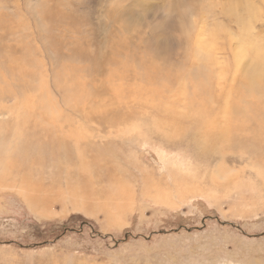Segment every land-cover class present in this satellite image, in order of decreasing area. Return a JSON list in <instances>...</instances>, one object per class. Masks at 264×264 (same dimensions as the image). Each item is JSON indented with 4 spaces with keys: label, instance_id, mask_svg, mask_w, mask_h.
<instances>
[{
    "label": "rangeland",
    "instance_id": "obj_1",
    "mask_svg": "<svg viewBox=\"0 0 264 264\" xmlns=\"http://www.w3.org/2000/svg\"><path fill=\"white\" fill-rule=\"evenodd\" d=\"M252 1L0 0V264H264ZM238 40L261 52L243 72Z\"/></svg>",
    "mask_w": 264,
    "mask_h": 264
},
{
    "label": "bare ground",
    "instance_id": "obj_2",
    "mask_svg": "<svg viewBox=\"0 0 264 264\" xmlns=\"http://www.w3.org/2000/svg\"><path fill=\"white\" fill-rule=\"evenodd\" d=\"M239 2V1H238ZM263 2H264V0H263ZM244 3H253V1L252 0H242V4H244ZM232 4V3H231ZM242 4L241 5H239V4H236V6L234 7V9L235 8H237V7H240V6H242ZM220 6V5H219ZM245 6H246V4H245ZM223 9H224V7H223ZM254 18H251V17H249V15H247V17H246V19L244 20V21H241V22H239V27H240V29H242V28H245L246 26H249V22H251L252 20H253ZM201 27L203 28V29H206V26L204 25V24H202L201 25ZM249 31V29H246V32H248ZM215 41H217V38H216V36H215V33H211V34H209L206 38H200V39H196V44H197V49H198V51H199V53H202V52H204V51H208V50H210L211 51V49L215 46V45H217V43H215ZM160 44V43H159ZM195 47V48H196ZM73 48H75V47H73ZM194 48V49H195ZM215 49H217V48H215ZM214 50V49H213ZM231 50V49H230ZM161 51V50H160ZM75 52H76V50H75ZM156 52V51H155ZM218 52V51H217ZM230 52H233V59H234V62H235V65H236V67H237V71H246L247 69H250L249 67L247 68V67H245L244 69H241V67L239 66V62H244V63H246V61H247V59L249 58V56H251V55H254V57L255 58H260V56H261V52L256 48V46L252 43V42H248V41H244L243 43H241L240 42V40H238V42L236 43L235 42V45H233V49H232V51H230ZM218 54V53H217ZM216 54V55H217ZM159 59H160V57H159ZM146 60V59H145ZM163 60V59H162ZM263 63V70H264V62H262ZM30 67V66H29ZM20 68V67H19ZM158 68H159V66H158ZM15 69V68H14ZM16 71H18V70H15V72ZM24 71V70H23ZM20 72H22V71H20ZM27 72V71H26ZM28 72H30V71H28ZM28 74V73H27ZM26 74V75H27ZM192 74V73H191ZM175 75V74H174ZM25 76V75H24ZM27 77V76H26ZM220 77V76H219ZM234 78H236L235 77V75H234ZM207 79V78H206ZM222 78L220 77V79L219 80H221ZM235 80V79H234ZM174 81H175V79L173 80V83H174ZM223 81V80H222ZM253 81L254 82H257L258 84H259V86L264 90V81H263V74L260 72V73H258V74H256V76L254 77V79H253ZM217 82V81H216ZM171 83V82H170ZM201 83H203V82H201ZM208 83H211V80H209L208 81ZM213 84V83H212ZM212 84H210V86L212 85ZM242 84V83H241ZM40 85V88H41V91H43L42 89H43V85H41V84H39ZM217 85V84H216ZM221 85H223V84H221ZM220 85V86H221ZM253 85V84H252ZM37 86V85H36ZM201 86V85H200ZM209 86V87H210ZM219 86V87H220ZM214 87V86H213ZM241 87H242V85H241ZM35 88V87H34ZM203 88V87H202ZM37 89H38V87L36 88V89H34L35 90V92H37ZM196 89V88H195ZM211 89H213L212 88V86H211ZM33 91V90H32ZM34 92V91H33ZM201 95H203L204 97H214V95L213 94H211V93H209V92H207L206 93V91H203V90H201ZM203 96H202V98H203ZM244 98V97H243ZM209 99V98H208ZM39 100V99H38ZM37 100V101H38ZM206 100V99H205ZM73 101V100H72ZM39 102V101H38ZM191 103V105H195V106H199L201 103H193V102H190ZM241 103H243L242 101L239 103V105H238V107H240V110H238V108L236 109V111H235V113H238V115H239V112H237V111H240V112H243L244 111V114L246 113V115H245V119H246V121L249 119V115H247V112H245V107L242 105H240ZM209 105V104H208ZM213 105H214V103L208 108V110L207 111H201V109H197V108H193L192 109V112H191V115L192 116H194V117H197L196 118V123L198 122V123H200V124H202V126L204 127V130H206V134H208V132H209V129H208V127H209V124H210V122H212V121H209V120H205L204 118H201V117H203V116H207V115H205L206 113H209V114H211V108L213 107ZM79 107V106H78ZM214 108V107H213ZM216 108V107H215ZM43 110V109H42ZM205 110V109H204ZM214 110H216V109H214ZM218 111V110H217ZM168 112V111H167ZM33 113V112H32ZM45 113V112H44ZM194 113V114H193ZM46 114H48V113H46ZM223 114V113H222ZM242 114V113H241ZM42 115V114H41ZM190 115V114H189ZM236 115V114H235ZM47 116V115H46ZM49 116V115H48ZM244 116V115H243ZM259 116H261V115H259ZM50 117V116H49ZM85 117V116H84ZM166 118H164V120H165V122H162V124H163V126H164V129H170V131L171 132H178V129L177 128H180V127H182L183 128V126H182V122L181 121H175L173 118H169V117H167V116H165ZM208 117V116H207ZM43 118V117H42ZM46 118H48V117H46ZM46 118L44 117V119L46 120ZM129 119H130V117H128ZM169 118V119H168ZM203 120H205V121H203ZM47 121V120H46ZM49 121H50V119H49ZM55 121V120H54ZM189 121H191V120H189ZM48 122V121H47ZM192 122V121H191ZM191 122H189V123H191ZM49 123V122H48ZM53 122H50V124H52ZM199 125V124H198ZM251 124H249V125H245V127L247 128V127H249ZM243 126H244V124H243ZM197 127V126H196ZM215 127V126H214ZM213 127V128H214ZM233 127V126H232ZM231 127V128H232ZM237 128V131H239V132H237V133H239L240 135H243V137H239L238 138V140L237 141H239V142H237V143H239V145H241V144H243V143H245V141H246V136H245V131H246V133L248 132V130L246 129V128ZM188 129V128H187ZM217 129V128H216ZM233 129H235V128H233ZM28 130V129H27ZM218 130V129H217ZM216 130V131H217ZM30 131V130H29ZM154 131V130H153ZM231 131V130H230ZM236 131V130H235ZM261 131H262V129H260V133H261ZM188 131H185V133H187ZM194 132V131H193ZM219 132V131H218ZM217 132V133H218ZM259 133V134H260ZM154 134V133H153ZM151 135V134H150ZM177 135H178V133H177ZM177 135H175V136H177ZM240 135H238V136H240ZM263 135H264V132H263ZM154 136H156V135H154ZM160 136V135H159ZM213 136V135H212ZM218 136V135H217ZM220 136V135H219ZM229 136V135H228ZM245 136V137H244ZM151 137V136H150ZM164 137H166V140L168 141V142H172V143H174L176 140H173V139H171V134L168 132L167 133V135L166 134H163V137H162V141L163 140H165L164 139ZM157 138V137H156ZM210 138H211V136H210ZM248 138V137H247ZM212 140H213V138H211ZM216 139V138H215ZM221 139V138H220ZM227 138H225L224 140H226ZM249 139V138H248ZM247 139V140H248ZM250 140V139H249ZM231 142V141H230ZM232 143V142H231ZM255 143H257V142H255ZM228 144H229V142H228ZM168 145V144H167ZM192 145V144H191ZM224 145V144H223ZM224 147V146H223ZM197 149V148H196ZM243 152V151H242ZM207 153V151L204 153V154H206ZM255 163H257V161L256 162H254V164ZM259 164V163H258Z\"/></svg>",
    "mask_w": 264,
    "mask_h": 264
}]
</instances>
